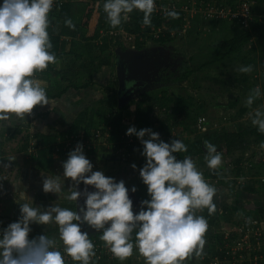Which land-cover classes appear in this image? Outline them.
Listing matches in <instances>:
<instances>
[{"label": "rangeland", "instance_id": "374dc122", "mask_svg": "<svg viewBox=\"0 0 264 264\" xmlns=\"http://www.w3.org/2000/svg\"><path fill=\"white\" fill-rule=\"evenodd\" d=\"M59 1L71 5L69 12L71 19L75 26H79L87 3L97 0ZM249 1L255 12L250 23L264 25V0ZM202 3L208 2L201 0H161L159 2L156 0V13L158 8H172V5L188 12L184 14V28L173 30L174 38L168 42H159L160 37L168 39L167 33L170 26L166 24L156 27L148 36L142 37L141 48H138L136 35L125 32L112 33L102 28L98 38L93 41L84 42L75 37L63 38L68 45L64 49L54 51L58 62L36 74L38 78L46 81L49 99L52 97V100L59 101L56 96H62L68 100L66 107L58 104L59 107H64V110L59 113L60 115L52 117L51 124L47 125L43 122L42 128H46L45 133H62L68 137L76 120L82 121V127L88 124L93 126V131L97 127L100 131H105L106 135L102 132L96 133L99 139L89 141L92 148L89 145L83 146L84 154L93 164L94 171H103L106 176L113 177L117 182L121 180L125 182L130 199L133 201L134 213L140 211L143 200L150 199L147 186L140 176V169L145 166L147 158L142 154L143 150L135 138H132V142L125 141L123 145L114 146L113 143L107 142L109 135L106 131L110 128L109 124L115 125L120 113L123 118L121 128L127 132L129 127L139 121V115L152 106L155 99L160 102L165 97L180 95L189 98L193 107L177 122H169L168 114L170 115L171 111L168 107L159 108L154 112L155 120L158 117L160 120L166 119L165 123L168 124L165 126L166 129L173 124L177 125L172 128L170 134L165 130L163 140L171 143L173 139L178 138L187 145L188 151L190 149L197 151L201 146L204 147L205 140L210 141L211 137L216 135L221 136L231 131L237 133L241 127L259 132L251 123L252 117L249 113L253 109L246 106L245 99L250 89L257 85L264 91V34L253 35L248 41L241 40L238 47L235 46L233 49L236 52H230L226 45L233 39L237 30L236 20L233 22L228 19L224 21L205 19L203 15L206 11L196 9L198 5L203 6ZM202 9H205V6ZM85 30L88 31L87 28ZM89 30L91 33L94 32L93 27ZM156 34L159 37H156ZM106 44L109 45L108 48H102ZM133 54L152 58L153 71L143 70L144 67L142 71L135 70V90L120 91L122 72H119V59L126 66L134 58ZM104 60L110 61V65L102 66L101 62ZM248 64L254 66L253 72L237 71L239 66ZM98 67L100 68L97 69ZM93 68L96 70L94 71ZM166 73L170 75L166 77ZM185 75L188 76L181 80L180 78ZM165 78L170 80L168 84H163ZM153 81L156 83L144 91L137 92V88ZM262 105H264V96L255 102L253 108ZM166 109L168 114L164 112ZM199 116H204L206 119V125L202 131L197 128ZM161 123V121L155 123V132L159 131L158 127L162 126ZM16 124L18 123L5 122L4 127L0 128V142H3L0 159L4 160L3 169L0 168V182H4L5 177L15 170L16 159L14 160L13 156H16L17 150L23 145L31 146V137L30 139L27 137L30 133ZM82 127L78 131L76 145L83 142L81 136L84 133V127ZM255 137H249V146L245 151H235L233 154L225 155L221 149L223 145L219 146V150L223 153V165L216 172L207 167L204 160L205 154H202L201 158L194 157L205 179L218 189V195L214 198L217 211L211 216L208 215L207 209L198 213L207 218L209 225L205 236L207 241L205 255L202 258L193 256L186 261V264H232L230 258L238 264H254L251 261L253 260L251 252L255 246L254 238L256 239L258 234L264 236V149L259 147L264 139L257 141L254 140ZM148 138V136L145 137V139ZM64 139V141L60 140L64 145L67 144L66 141L71 143V139ZM102 146H106L105 150L101 149ZM74 149L72 148V151ZM72 151L66 152L65 155L61 152L56 154V164L52 172L47 174L63 178V163ZM4 154L8 157L2 158ZM186 155H190L189 152ZM114 156L115 159L111 158ZM9 158H12V161H9ZM239 159L242 164L238 167ZM133 164L136 168L132 167ZM65 182L68 181L65 180ZM133 186L137 189L135 193L131 191ZM72 187L73 184L66 189L69 191ZM244 187H254L255 192H248ZM42 192L40 188H35V196ZM56 197L59 198L58 194ZM67 202L62 200L63 205ZM10 207V202H0V230L17 221L8 216ZM251 223H254L255 227L250 226ZM247 227H252L253 231L250 229L247 232V238L243 241L240 237L243 232L240 229L244 230L245 235ZM43 231L40 233L36 231L35 234L30 232L29 238H38L45 234ZM48 235H58V232ZM211 238H214L220 247L227 249L226 247L229 246V251H238V253H232L224 260L212 257L209 252L213 245L209 242ZM220 238L229 242L223 243ZM238 240L242 243L239 244ZM255 248L258 250L257 247ZM119 264H144V258L134 252L132 257L123 262L120 261Z\"/></svg>", "mask_w": 264, "mask_h": 264}, {"label": "clouds", "instance_id": "9594fccd", "mask_svg": "<svg viewBox=\"0 0 264 264\" xmlns=\"http://www.w3.org/2000/svg\"><path fill=\"white\" fill-rule=\"evenodd\" d=\"M56 2L2 0L0 3V128L16 118L23 121L38 105L49 104L46 81L36 74L58 62L49 34L50 13ZM155 9L156 0H104L103 3L106 20L113 29L122 26L136 11L143 13V25L151 26ZM165 14L171 19L180 15L174 9L166 10ZM64 23L69 28L76 27L70 18ZM253 70L251 64L237 68L240 73ZM262 96L264 91L257 85L250 89L245 104L253 109L249 113L252 125L264 134V105L253 108ZM127 134L140 139L142 154L147 158L140 176L150 199L141 202L140 211L134 213L125 182H117L103 171H94L83 145L78 144L63 163V178L51 175L43 180V191L58 194L59 203L45 210L36 207L26 191L15 193L21 215L0 230V264H66V257L74 264H96V245L89 233L82 231L84 224L99 231L104 247L122 262L134 252L144 258V264H186L193 256L205 255L209 225L207 218L198 213L205 209L209 216L216 213L217 187L205 179L191 155L177 159L176 153L188 152L182 140L177 138L168 143L158 132L147 128L137 130L134 126L127 129ZM146 136L149 138L145 139ZM204 147L206 165L216 172L223 165V153L209 140L204 141ZM259 147L264 149V141ZM3 161L0 160V165ZM66 179L73 182L69 191L63 189ZM81 182L96 191L85 188L82 193L78 190ZM131 191L135 193L136 187ZM82 195L85 204L77 211ZM62 200L73 202L75 208L62 206ZM34 223L55 225L58 235L47 233L30 239Z\"/></svg>", "mask_w": 264, "mask_h": 264}, {"label": "trees", "instance_id": "16d2710c", "mask_svg": "<svg viewBox=\"0 0 264 264\" xmlns=\"http://www.w3.org/2000/svg\"><path fill=\"white\" fill-rule=\"evenodd\" d=\"M160 1L161 0H159V2ZM0 3H2V0H0ZM103 3H104V0H97V1H94L93 3L88 2L86 11L83 17L81 18L80 25L79 26L77 25L75 29H70L69 27L65 25L64 21L65 19H68V18L71 19V14L69 13L71 5L68 3L64 4L61 1L57 0L56 4L53 7L52 12L50 13L51 25L49 28V34H50L51 41L54 45L53 51H56V50L59 51L60 49H64L67 47L68 45L67 41H65L63 38L75 37V38H79L80 40H83L84 42L93 41L98 38L99 31L102 28L103 29L105 28L107 31L112 32V33L125 32L129 35H136L138 48L142 47L141 38L148 36V34L152 30H154L156 27H160L162 24H166L170 26V28L168 29L169 31L167 33L168 39L160 37L159 42H166V41L168 42V40H170L171 38H174V36H172L173 30L177 31L178 28L179 29L184 28V24H183V21L185 18L184 12L180 10H176L180 14L178 19H171L167 17L166 15L164 16L163 14L156 13V11H154V13L152 14L151 26H144L142 23L143 13L136 11L130 14L131 17L126 22H124L122 26L113 29L106 20V14L103 10ZM252 13L254 16L255 12L253 9H252ZM221 21H224V20H221ZM252 24L253 23H250L249 29H242L237 24V30L235 31L233 39L229 41V43H227L226 45L227 47H229L230 52L231 51L236 52V50H233V49L235 46L238 47V43H240L241 40L248 41L249 39H251L253 35H257V34L260 35V33L264 34L263 24L261 23H259V25L258 24L252 25ZM91 27H93L94 29V32L92 33L89 30V28ZM86 28L88 29V31L85 30ZM108 46L109 45L106 44L102 48L105 49V48H108ZM101 65L102 66L110 65V61L104 60L101 62ZM100 67H98L97 69H99ZM93 69L94 71L96 70L95 68ZM188 75H185L181 77L180 79L182 80L186 78V76ZM169 82L170 80L166 78L163 84H168ZM162 107L163 108L168 107L169 110L171 111L170 115L168 114L167 109L166 111H164L169 116L168 118L169 122L170 121L177 122L179 118H183L184 114L193 107V103L190 102L189 98L183 95H180L178 97H170V96L165 97L163 100H160V102L157 99H155L152 106L148 107L145 110V112H143L142 115H139L138 117L139 121L135 123L134 127H136L137 130L147 128V129H151L152 131H154V128L156 127L155 123L157 121H161L162 128L158 127L159 129L158 132L160 133V138L163 140L165 130L168 132V134H170L172 128H174V126H177V125L173 124L172 127H169L166 129L165 126L168 125L165 123L166 119L160 120L158 117L155 120V117H156L154 114L155 110L162 108ZM121 115L122 114L120 113V117L116 118L117 122L114 123L115 125H113L112 123L109 124L110 128L108 131H106L109 135V137L107 138V142L113 143L114 146L117 144L123 145L125 141L127 142V140L130 139L125 134L127 133L126 130L124 129L122 130L121 128V120H123ZM199 117H204V116H199ZM81 125H82V121L76 120L73 123L72 130L69 131L70 133L68 137L64 136V134L62 133H57V134L33 133L32 135L34 136V139L36 140L37 151L34 155L32 154L31 158L29 157L30 161L32 162L31 163L32 168L37 171L51 173L53 166H55L54 164H56L55 155L58 153L60 154V152L61 154L65 155L67 152L66 150H64L65 145L61 143L60 140L64 141L65 140L64 138H66L67 140V139H71V137H74V141H75V139L78 138V135H79L78 131L81 130V127H82ZM83 127H84V133H83L84 138L86 139V141H88L87 145H89L91 148H92V144L90 145L89 141L99 139L96 133L98 134L102 132L103 134H105V131H100L99 127H97L95 131H93L94 128L92 125L90 126L87 124ZM240 129L241 130L238 131L237 133L231 131V132H226L225 134H222L221 136L216 135L214 137H211L210 141L213 144H215L218 149H220L219 146L223 145V147L221 148L223 153L225 155H229V154H233L235 151H245L249 146L248 145L249 137L256 136L254 140H257V141H261L262 139H264V134L259 133L254 129H250V128L242 129V127ZM32 135L28 134L27 137L30 139ZM130 137L135 138L137 140V143H139L140 148L143 150V145L140 139L135 135H131ZM58 146H60L59 152L57 151ZM105 148L106 146L101 147V149H104V150ZM28 149H29V146H25V145H23L20 148L21 151H26V152L28 151ZM188 152L194 159L195 156H198V158H201L203 156L202 154H205L206 150L204 149L203 146H201L197 151L194 149H190ZM175 155L177 159H183V157L186 156V153H176ZM111 158L115 159L116 157L114 156ZM237 163H238V167L242 164L240 159L237 161ZM253 188L254 187L252 188L244 187L246 191L252 192V193L255 192L254 190L255 188L254 189ZM64 205L65 207L75 208V204L73 202L68 201ZM15 220H18V219H15ZM31 228H32L31 233H34V234L36 231L40 233L43 230L45 234L47 233L53 234V233L58 232L57 227L52 226V225L44 226V225H38L34 223V225ZM99 234L95 236L96 239L98 240H100ZM220 241L223 243L228 242V241L226 242L224 238H220ZM209 242L213 244L212 249L209 251L212 254V257L218 258L219 260H224L230 256V254H228V249H224L223 247H220V245L215 242L214 238H211V241ZM230 259H231L232 264H238L235 262L233 258H230ZM119 263H120L119 259L117 258L111 259L109 257H104L102 261H96V264H119Z\"/></svg>", "mask_w": 264, "mask_h": 264}, {"label": "crops", "instance_id": "0c3cea01", "mask_svg": "<svg viewBox=\"0 0 264 264\" xmlns=\"http://www.w3.org/2000/svg\"><path fill=\"white\" fill-rule=\"evenodd\" d=\"M56 98L59 99V101H54L52 100L53 98L51 97L49 99L48 105L45 106L38 105L33 109L31 115L25 116V119L23 121L16 118L14 122H17L18 124L16 125L22 126L23 129L26 132L30 133L31 135L33 133H45L44 130L46 128H42L43 125L51 124L52 117L54 115H60L59 113H61L64 110L63 108L67 106L68 100H66L65 97L56 96ZM58 104L60 106L64 105V107H59ZM2 144L3 142H0V149H2L3 146ZM15 154L16 156H13L14 160L16 159L14 165L15 170L9 173L10 175H12V177L10 178V175H8L7 177H5L4 182L3 181L0 182V202L1 201L10 202V206H11L9 208L10 213L8 214V216L14 219L20 218L21 215L20 206L15 202L16 200L15 193L21 190L26 191L28 196L32 195L31 200L34 202V205L36 207H42L46 210L49 206H54L55 204L59 203L60 201L59 198L57 199L56 193L45 194V192L43 191V180L49 175L45 172L37 171L32 168V164H31L32 162L30 161L29 158L30 154L28 153V151L27 152L21 151L19 149ZM4 155H2V158L8 157V155L7 156ZM0 168L3 169L2 165H0ZM66 180L69 183L64 182L63 185L64 191H68L66 188L70 187V185L73 184V182L70 179H66ZM18 181L20 183L17 184ZM35 188L36 189L40 188L43 192L35 196Z\"/></svg>", "mask_w": 264, "mask_h": 264}, {"label": "built area", "instance_id": "2783aa9c", "mask_svg": "<svg viewBox=\"0 0 264 264\" xmlns=\"http://www.w3.org/2000/svg\"><path fill=\"white\" fill-rule=\"evenodd\" d=\"M199 1V0H198ZM203 2H208V3H202L203 6H205V9H202L203 6L198 5L196 7L197 10H201V11H206L204 13V17L205 19H214V20H236L237 24L239 25L240 28L242 29H249L250 28V22H252L253 19V13H252V3L249 0H237L239 2L233 1V0H201ZM228 4V5H227ZM180 10L183 11L184 14L187 12L184 9H178L175 5H172V8H163L160 7L158 8V13L163 14L164 16L166 15V10ZM188 13V12H187ZM160 30H159V34H160ZM156 37L159 35L156 34ZM206 125V119L204 117H199L197 120V128L199 130H204ZM127 137L130 138L129 141L132 142L133 139L126 133ZM83 142V146L87 145V141L84 138V134L81 136ZM70 140V139H67ZM76 140L74 141V137H71V143H69L68 141L67 144L64 147V150L68 151H72V148H76ZM31 146L28 149V153L30 155H34L37 151L36 149V140L34 138H31L30 140ZM75 143V144H74ZM86 143V144H85ZM1 151V149H0ZM57 151H60V146H58ZM1 154V153H0ZM1 156V155H0ZM252 224V223H251ZM250 225V224H249ZM250 226L255 227L254 223ZM258 228V227H257ZM253 231L252 227H247L245 228V235H244V230L241 228L240 231L243 232V234H240V237L243 238V241H245V239L247 238V232H249V230ZM258 234V233H257ZM243 236V237H242ZM263 237V238H262ZM93 239L94 244L96 245V253L97 256L96 258H94L96 261H102L104 259V257H109V258H115L112 253L106 248L104 247V244L102 241L96 239V237H91ZM32 239V237L30 238ZM254 250L253 252H251V256H253V260H251L254 264H264V236L259 235L258 237L255 239L254 238ZM229 242V240H227ZM238 243L241 244L242 241L238 240ZM229 246H227L226 248L228 249ZM257 247L258 250L255 248ZM233 254H237L238 251L236 252H231L228 249V254L232 255ZM74 264V262L71 260L70 257H66V264Z\"/></svg>", "mask_w": 264, "mask_h": 264}, {"label": "flooded vegetation", "instance_id": "af4514ba", "mask_svg": "<svg viewBox=\"0 0 264 264\" xmlns=\"http://www.w3.org/2000/svg\"><path fill=\"white\" fill-rule=\"evenodd\" d=\"M133 56H134V58L132 60H130V62H128L126 66L124 65V62L121 59H119V67H120L119 72L120 71L122 72V75L120 77V91L132 92V90H135V84H136V81H135L136 72H135V70L138 69L139 71H142V68L144 67L143 70L147 69L149 72L151 70L153 71L152 64H151L152 58H145L144 55H140V57H139V55H137V54H133L132 57ZM146 59H147V61H145ZM139 61H142V63H139ZM137 63H138V65H137ZM165 75L168 77L170 74L166 73ZM157 80H158V78H157ZM154 83H156V82L153 81L150 84L146 83L145 85H143L142 87L140 86L136 90H137V92L144 91L145 89H147L148 87H150ZM145 86H147V87H145ZM81 187L84 188V190H85V188H87V190L90 192L96 191V189L93 186H86L83 184L79 188H81ZM76 210H77V207H76ZM84 225H86L87 228L85 229V231H87L89 233L90 237H94L97 234H99V231H97L96 229H92L87 224H84ZM100 231H102V230H100Z\"/></svg>", "mask_w": 264, "mask_h": 264}, {"label": "water", "instance_id": "95a60500", "mask_svg": "<svg viewBox=\"0 0 264 264\" xmlns=\"http://www.w3.org/2000/svg\"><path fill=\"white\" fill-rule=\"evenodd\" d=\"M82 185H83V183L81 182L79 187L82 186ZM78 190L81 191L82 193L84 192V188H82V187L78 188ZM84 203H85V197L82 195L81 198L79 199L78 203H77V211L79 210V207L84 206ZM81 228H82V231H85V229L87 227H86V225H82Z\"/></svg>", "mask_w": 264, "mask_h": 264}]
</instances>
